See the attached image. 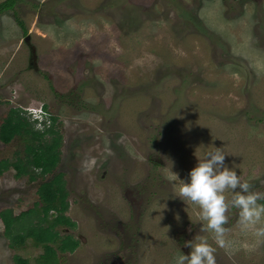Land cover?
<instances>
[{
	"label": "rangeland",
	"instance_id": "rangeland-1",
	"mask_svg": "<svg viewBox=\"0 0 264 264\" xmlns=\"http://www.w3.org/2000/svg\"><path fill=\"white\" fill-rule=\"evenodd\" d=\"M44 105L62 133L57 171L76 223L65 232L79 239L62 264H173L191 251L180 228L207 239L216 264H264V217L246 226L230 208L221 247L177 196L216 148L264 193V0H16L0 13V121ZM16 149L0 141V159ZM38 182L5 171L0 209L27 208ZM14 252L0 219V264Z\"/></svg>",
	"mask_w": 264,
	"mask_h": 264
},
{
	"label": "trees",
	"instance_id": "trees-1",
	"mask_svg": "<svg viewBox=\"0 0 264 264\" xmlns=\"http://www.w3.org/2000/svg\"><path fill=\"white\" fill-rule=\"evenodd\" d=\"M15 3L16 0L0 2V13L14 10ZM23 31L26 33L25 27ZM46 107L43 106L49 122H42L41 127L21 108H9L0 121V141L16 142L19 147L11 159H0V177L12 169L15 179L39 181L36 200L27 208L18 212L13 207L0 209L3 236L9 249L15 251L13 264H62V254L71 253L79 244L78 239L65 232L66 228L74 229L76 223L67 215L70 206L67 183L63 172L57 171L62 133L58 118ZM28 244L41 249L32 261L17 252Z\"/></svg>",
	"mask_w": 264,
	"mask_h": 264
},
{
	"label": "clouds",
	"instance_id": "clouds-1",
	"mask_svg": "<svg viewBox=\"0 0 264 264\" xmlns=\"http://www.w3.org/2000/svg\"><path fill=\"white\" fill-rule=\"evenodd\" d=\"M42 109L26 111L39 127L42 122H49L48 113ZM42 115L43 120L40 118ZM225 156L220 148L208 152L190 170L187 182L179 179L176 173L169 177L171 181H181L177 196L199 207L201 220L206 222L207 230L214 233L215 241L221 247L225 244L224 226L228 223L226 213L230 208L239 210L240 220L246 226L255 225L264 217V204L258 203L264 200V193L253 191L249 182L242 181L235 170L227 167ZM226 192L232 193L230 198L226 197ZM256 235L264 236V227L256 229ZM184 246L191 249L190 253L177 255L173 264H216V249L207 239L185 241Z\"/></svg>",
	"mask_w": 264,
	"mask_h": 264
},
{
	"label": "flooded vegetation",
	"instance_id": "flooded-vegetation-1",
	"mask_svg": "<svg viewBox=\"0 0 264 264\" xmlns=\"http://www.w3.org/2000/svg\"><path fill=\"white\" fill-rule=\"evenodd\" d=\"M28 44H29V43H28ZM30 51H31V52H30V56H31V58L33 59V56H34V50H33V48H30ZM32 61H33V60H32ZM32 61H31V62H32ZM32 65H34V64L32 63ZM48 115H49V114H48ZM131 193H132V191L127 187V188H126V192H125V194H126L128 200H130V202H131V204H132V202H133L134 199L130 196ZM114 217H115V216H114ZM115 218H116V217H115ZM115 218H114V220H115L114 223H115L116 221H119V219H115ZM189 231H190L189 228H186V229H184V228H180V229L177 231V233H175V236L177 237L176 240H177V241H179V240L182 241L181 243L178 242V244H181V245H182V244L185 243V241H187V238H186L187 236H185L184 238H181V239L179 238V236H183V235H184L183 233H186V232L189 233ZM175 236H174V237H175ZM78 241H79V239H78Z\"/></svg>",
	"mask_w": 264,
	"mask_h": 264
},
{
	"label": "water",
	"instance_id": "water-1",
	"mask_svg": "<svg viewBox=\"0 0 264 264\" xmlns=\"http://www.w3.org/2000/svg\"><path fill=\"white\" fill-rule=\"evenodd\" d=\"M29 38H30V36H29V35H28V36H26V37H25V41H26V42H29Z\"/></svg>",
	"mask_w": 264,
	"mask_h": 264
}]
</instances>
